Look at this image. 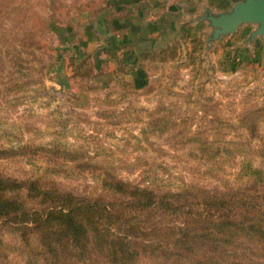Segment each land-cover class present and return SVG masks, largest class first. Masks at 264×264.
<instances>
[{
	"label": "rangeland",
	"instance_id": "rangeland-1",
	"mask_svg": "<svg viewBox=\"0 0 264 264\" xmlns=\"http://www.w3.org/2000/svg\"><path fill=\"white\" fill-rule=\"evenodd\" d=\"M60 6L0 0V176L79 198H111L107 175L156 189H224L243 157L230 163L222 148L196 147L228 140L251 141L260 155L247 157L264 167V41L245 44L253 26L211 47L205 32L183 37L108 70L98 54L77 59L56 44L51 10ZM248 121L259 122L257 137L242 128ZM9 194L35 204L24 188ZM3 232L15 249L10 264H24L17 231Z\"/></svg>",
	"mask_w": 264,
	"mask_h": 264
},
{
	"label": "trees",
	"instance_id": "trees-1",
	"mask_svg": "<svg viewBox=\"0 0 264 264\" xmlns=\"http://www.w3.org/2000/svg\"><path fill=\"white\" fill-rule=\"evenodd\" d=\"M248 113L255 117L257 110ZM242 128L251 137L260 130L255 121ZM221 148L227 162L243 157L224 189L186 182L156 189L107 175L102 181L111 198H79L47 190L40 179L0 176V264H10L7 252L15 250L3 239L5 224L21 239L24 264H138L143 257L151 264H264V167L247 157L260 149L247 140L196 147ZM23 188L34 205L9 194Z\"/></svg>",
	"mask_w": 264,
	"mask_h": 264
},
{
	"label": "crops",
	"instance_id": "crops-1",
	"mask_svg": "<svg viewBox=\"0 0 264 264\" xmlns=\"http://www.w3.org/2000/svg\"><path fill=\"white\" fill-rule=\"evenodd\" d=\"M52 1L61 5L51 10L56 44L77 59L83 53H96L108 70L117 63L131 64L138 54L160 51L183 37H200L204 22L194 25L192 16L201 14L204 6L226 10L233 5L232 0ZM68 56H61L63 62Z\"/></svg>",
	"mask_w": 264,
	"mask_h": 264
},
{
	"label": "water",
	"instance_id": "water-1",
	"mask_svg": "<svg viewBox=\"0 0 264 264\" xmlns=\"http://www.w3.org/2000/svg\"><path fill=\"white\" fill-rule=\"evenodd\" d=\"M232 1L233 5L229 9L214 10L204 6L201 14L191 17L194 25L204 22L207 47H211L221 37L244 30L245 26H253L245 44L252 45L256 39L264 41V0Z\"/></svg>",
	"mask_w": 264,
	"mask_h": 264
}]
</instances>
